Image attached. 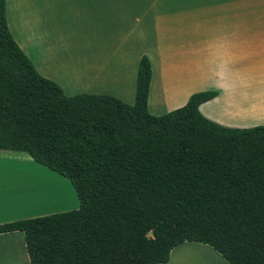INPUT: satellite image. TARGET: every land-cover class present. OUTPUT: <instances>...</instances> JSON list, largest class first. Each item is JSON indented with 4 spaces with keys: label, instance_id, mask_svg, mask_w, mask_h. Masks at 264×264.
Wrapping results in <instances>:
<instances>
[{
    "label": "trees",
    "instance_id": "obj_1",
    "mask_svg": "<svg viewBox=\"0 0 264 264\" xmlns=\"http://www.w3.org/2000/svg\"><path fill=\"white\" fill-rule=\"evenodd\" d=\"M151 75L143 55L133 104L67 96L16 43L0 0V150L66 178L78 199L77 209L0 224L23 233L29 264H164L186 241L229 264H264V125L205 118L199 107L216 91L153 115Z\"/></svg>",
    "mask_w": 264,
    "mask_h": 264
},
{
    "label": "crops",
    "instance_id": "obj_2",
    "mask_svg": "<svg viewBox=\"0 0 264 264\" xmlns=\"http://www.w3.org/2000/svg\"><path fill=\"white\" fill-rule=\"evenodd\" d=\"M6 14L38 73L57 83L48 68L61 69V79L74 80L72 94L133 104L138 62L146 55L153 115L209 90L218 95L200 113L244 128L221 118L235 117L233 110L248 106L253 95L264 102V0H6ZM263 119L257 117L259 124ZM25 155L0 150V224L77 208L71 183L60 176V191L49 181L58 174ZM10 246L29 264L19 231L0 233V264H11ZM164 264L229 263L209 245L186 241Z\"/></svg>",
    "mask_w": 264,
    "mask_h": 264
},
{
    "label": "rangeland",
    "instance_id": "obj_3",
    "mask_svg": "<svg viewBox=\"0 0 264 264\" xmlns=\"http://www.w3.org/2000/svg\"><path fill=\"white\" fill-rule=\"evenodd\" d=\"M48 70L53 75H55L57 78H59V80H58V82L56 84L63 90V92L67 96L76 95V94H72V90L73 89H71V88L74 87V84L72 82L74 80L61 79L62 78V76H61L62 70L57 68V67H49ZM248 103H249L248 106H244L243 108L239 107L238 109L233 110V114L230 115V116H235V117L223 116L221 119L226 120V121H232L234 123L235 122H241V123L246 125V126H244V128H249V127H253V126H257V125H264V124H259L260 122L257 121V117H259V116L261 118H264V102L257 100L256 97L253 95L249 99ZM205 118H207V117H205ZM208 120H210V119H208ZM210 121H212V120H210ZM212 122H214V121H212ZM224 127H227V126H224ZM228 128L243 129L241 127H228ZM7 152H10L11 154H17V155H20V156H21V154H24V153L12 152V151H7ZM25 156L27 157V155H25ZM55 175H56V173H55ZM56 176H57L56 178H54L53 180L50 179L49 181L52 183V185H55L56 188H58L60 191H64L65 187H64L63 183L61 182V180L59 179L60 175H56ZM72 192L75 195V198H76V200L78 202V199L76 197V194L74 192L73 187H72ZM77 208H78V206H77ZM77 208H75V209H77ZM148 236H151L150 232L148 233ZM12 247L13 246L7 247V249L12 248ZM10 252H11V256L13 257L11 264H23V263H21L22 259L21 260H20V258L18 259V257H17L18 255H17L15 249L12 248ZM24 258H25V256H24Z\"/></svg>",
    "mask_w": 264,
    "mask_h": 264
},
{
    "label": "water",
    "instance_id": "obj_4",
    "mask_svg": "<svg viewBox=\"0 0 264 264\" xmlns=\"http://www.w3.org/2000/svg\"><path fill=\"white\" fill-rule=\"evenodd\" d=\"M151 236H152V232H150Z\"/></svg>",
    "mask_w": 264,
    "mask_h": 264
}]
</instances>
